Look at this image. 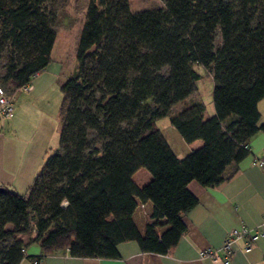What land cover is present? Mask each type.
I'll list each match as a JSON object with an SVG mask.
<instances>
[{
  "label": "trees",
  "instance_id": "trees-1",
  "mask_svg": "<svg viewBox=\"0 0 264 264\" xmlns=\"http://www.w3.org/2000/svg\"><path fill=\"white\" fill-rule=\"evenodd\" d=\"M49 1L0 0L7 94L51 61ZM160 1L133 13L129 0H89L75 70L60 85L66 106L58 148L24 195L0 186V264H20L22 236L41 257L68 250L116 259L118 245L130 241L166 255L186 232L183 214L197 204L187 185L228 180L249 154L244 144L264 131V0ZM197 67L212 77L214 115L196 100L170 114L196 91ZM164 117L187 144L202 145L178 159L156 125ZM139 169L151 176L141 187L133 181ZM147 202L151 222L141 235L133 215ZM158 227L167 228L159 234Z\"/></svg>",
  "mask_w": 264,
  "mask_h": 264
},
{
  "label": "crops",
  "instance_id": "crops-1",
  "mask_svg": "<svg viewBox=\"0 0 264 264\" xmlns=\"http://www.w3.org/2000/svg\"><path fill=\"white\" fill-rule=\"evenodd\" d=\"M51 63L52 52L49 65L33 78L32 89L14 93L12 116L0 117V186L18 195L28 191L48 155L58 148L66 106L64 97L60 98V85L75 68L63 79L61 66L51 68ZM258 110L259 124L264 125V98L258 103ZM164 127L160 131L178 159L202 145L201 141L187 144L171 125ZM247 144L249 154L236 165L228 180L213 188H205L196 181L187 185L197 204L183 214L186 232L166 255L143 253L136 242L130 241L118 245L116 259L79 258L61 250L43 256L39 264H224L220 251V259L216 261L202 254L206 250H220L229 232L241 227L257 230L260 236L250 242L247 251L246 239L238 240L237 250L228 264H264V170L254 163L255 158H264V131L250 138ZM141 170L133 175L134 183L140 187L151 180L150 174ZM137 175L140 181L135 179ZM151 211L152 204L147 202L139 204L133 215L141 235L151 222ZM166 228L158 227L157 232L160 234ZM21 239L26 246L20 264H32L33 258L41 257L42 250L37 243H28L27 236Z\"/></svg>",
  "mask_w": 264,
  "mask_h": 264
},
{
  "label": "rangeland",
  "instance_id": "rangeland-1",
  "mask_svg": "<svg viewBox=\"0 0 264 264\" xmlns=\"http://www.w3.org/2000/svg\"><path fill=\"white\" fill-rule=\"evenodd\" d=\"M89 0H51L47 4V9L54 12L56 21L54 30L56 34L55 43L52 50L51 68L61 66L59 69L63 79L68 77L71 71L76 67V48L79 35L85 18L86 7ZM130 11L139 12L148 9L160 7V0H129ZM2 65H0V74L2 73ZM196 72L200 79L196 83V91L189 97L186 102L177 104L171 110L170 114H176L191 101H200L205 106V114H214V106L212 101L213 81L210 74L202 67H197ZM62 96L60 98L62 100ZM15 99V97H13ZM13 99V100H14ZM60 103V102H59ZM156 125L160 130L164 131V126H170L167 117L156 121ZM54 151L48 155L50 156ZM141 172H147L142 169ZM147 174V173H146ZM139 175L136 180H139ZM60 206L64 207L62 202ZM10 227V226H9Z\"/></svg>",
  "mask_w": 264,
  "mask_h": 264
},
{
  "label": "built area",
  "instance_id": "built-area-1",
  "mask_svg": "<svg viewBox=\"0 0 264 264\" xmlns=\"http://www.w3.org/2000/svg\"><path fill=\"white\" fill-rule=\"evenodd\" d=\"M37 74H35L34 77ZM31 89H32V84L28 83L21 86L13 93L7 94L5 90L0 86V117L8 118L12 116L13 113L12 101L15 92L17 91L28 92ZM244 149L250 152V148L247 144H244ZM254 163L264 170V158L263 159L255 158ZM259 236H260V232L257 230L253 231L251 229L244 227H241L239 229H234L231 232H229L220 250H206L202 255L211 258L213 261H216L220 259L218 255V251H220L223 255L221 259L222 262L224 264H228L231 257L235 254L237 250L238 240L242 238L246 239L247 242L245 245V251H247L250 248V242L255 241ZM66 251L68 252V250ZM42 259L43 257H38V258H33L31 261L32 264H39L42 261Z\"/></svg>",
  "mask_w": 264,
  "mask_h": 264
},
{
  "label": "water",
  "instance_id": "water-1",
  "mask_svg": "<svg viewBox=\"0 0 264 264\" xmlns=\"http://www.w3.org/2000/svg\"><path fill=\"white\" fill-rule=\"evenodd\" d=\"M1 191H3V188H2V187H0V192H1Z\"/></svg>",
  "mask_w": 264,
  "mask_h": 264
}]
</instances>
